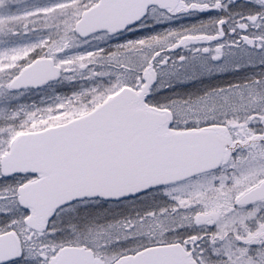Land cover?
I'll list each match as a JSON object with an SVG mask.
<instances>
[{
    "label": "snow or ice",
    "instance_id": "1",
    "mask_svg": "<svg viewBox=\"0 0 264 264\" xmlns=\"http://www.w3.org/2000/svg\"><path fill=\"white\" fill-rule=\"evenodd\" d=\"M0 264H264V0H0Z\"/></svg>",
    "mask_w": 264,
    "mask_h": 264
}]
</instances>
